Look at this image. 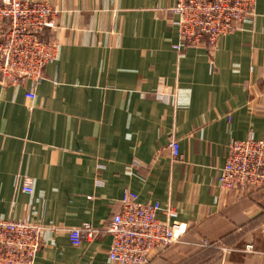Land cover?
Here are the masks:
<instances>
[{
  "label": "crops",
  "instance_id": "0c3cea01",
  "mask_svg": "<svg viewBox=\"0 0 264 264\" xmlns=\"http://www.w3.org/2000/svg\"><path fill=\"white\" fill-rule=\"evenodd\" d=\"M45 1L59 44L46 78L33 99L0 85V219L46 227L34 264H113L108 234L76 246L69 232L103 228L126 191L187 227L146 264H264V186H218L228 143L264 139V0L211 52L173 48L176 0Z\"/></svg>",
  "mask_w": 264,
  "mask_h": 264
},
{
  "label": "built area",
  "instance_id": "2783aa9c",
  "mask_svg": "<svg viewBox=\"0 0 264 264\" xmlns=\"http://www.w3.org/2000/svg\"><path fill=\"white\" fill-rule=\"evenodd\" d=\"M255 3L256 0H176L171 13L180 42L173 48L179 52L204 45L213 51L222 37L254 15ZM57 14L58 10L45 0H0L1 86L26 87V97L34 98L35 87L46 78V65L58 54L59 44L51 35ZM167 147L170 159L180 161L178 141L170 140ZM218 186L244 194L264 186V139L249 137L228 143ZM22 190L31 192L29 181ZM168 213L159 203L140 202L135 193L126 191L103 228L90 224L72 228L70 241L77 246L98 234H108L111 242L107 256L111 263L146 264L153 252L177 243L186 231L184 223L170 222ZM45 229L27 219H0V264H34ZM201 245L218 247L222 254L231 250L220 242L204 240ZM244 250L250 252L252 245L247 244Z\"/></svg>",
  "mask_w": 264,
  "mask_h": 264
}]
</instances>
